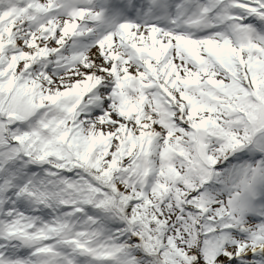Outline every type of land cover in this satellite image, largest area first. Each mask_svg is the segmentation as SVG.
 Listing matches in <instances>:
<instances>
[{
	"label": "snow or ice",
	"instance_id": "snow-or-ice-1",
	"mask_svg": "<svg viewBox=\"0 0 264 264\" xmlns=\"http://www.w3.org/2000/svg\"><path fill=\"white\" fill-rule=\"evenodd\" d=\"M0 264H264V0H0Z\"/></svg>",
	"mask_w": 264,
	"mask_h": 264
}]
</instances>
